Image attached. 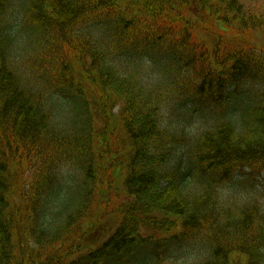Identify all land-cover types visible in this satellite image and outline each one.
<instances>
[{
	"label": "trees",
	"instance_id": "16d2710c",
	"mask_svg": "<svg viewBox=\"0 0 264 264\" xmlns=\"http://www.w3.org/2000/svg\"><path fill=\"white\" fill-rule=\"evenodd\" d=\"M193 2L218 15L213 51L192 36ZM261 31L264 12L238 0H0V264H164L191 241L203 264H264V205L233 216L215 199L247 170L264 189V55L250 41ZM34 41L50 44L42 89L14 71ZM139 58L172 70L176 96L121 67ZM65 104L71 118L57 121ZM163 108L169 127L182 116L206 130L162 129Z\"/></svg>",
	"mask_w": 264,
	"mask_h": 264
},
{
	"label": "rangeland",
	"instance_id": "374dc122",
	"mask_svg": "<svg viewBox=\"0 0 264 264\" xmlns=\"http://www.w3.org/2000/svg\"><path fill=\"white\" fill-rule=\"evenodd\" d=\"M238 1L243 5L244 9L246 10L248 9L252 12H264V0H238ZM193 4L197 6L198 3L196 4V2H193ZM187 18H189L190 22L194 25L193 36H194L195 41L204 43L207 48L213 51L216 40H217V34H221V33H219L217 30L219 28L218 25L215 24V26L213 27L211 26L212 23H210V20L218 19V15H214L213 13H210L209 15H207L198 6L196 8L194 5H192L190 10L189 9L187 10ZM225 34L226 36L230 38L229 43L231 46H235L241 40V38L238 35H236V31L234 30L233 31L227 30L225 31ZM250 41L253 43L254 46H256L257 51H259L261 54L264 55V32L261 31V32L254 33L253 35H251ZM49 47H50V44L48 42L46 44V47L43 48L41 47L39 43L34 41L32 43V50L29 53H27L26 55L24 54L23 58L20 60H14V61H17V63H14V71H16L17 73L25 72L27 79H29L32 83V87L36 86L37 89H42L46 83L45 81L46 78L44 80V77L42 78L40 75L41 70L45 71V75H50V73L52 72V64H51V60H49L50 58ZM24 49L28 50V48L26 47ZM149 59L150 58H146L142 62L138 61V63L134 65H128L124 68L127 72H130V71L140 72L138 76L141 77V79L145 80L147 83H149L151 86V89H158L160 91H163V89H167L170 92H172L174 96H176V90L171 87L172 80H170L169 78L170 75L172 74L171 69L163 73L162 72L153 73V75L155 74V76L152 75L150 79H147V76H149V74H152L153 72L152 71L153 69L149 66V61H148ZM47 90L48 89H44V93H47ZM49 99H51V97H49ZM51 101L53 103L56 102V101H53L52 99ZM68 109H69V104H65V106L63 105V106H60L54 109L53 112H55L56 114H59L60 112H62V117L65 119V122H68L69 119L71 118V115L67 112ZM117 110H118V107H116L113 110V114L116 115L118 112ZM60 116L61 115L57 117L56 119L57 121H59ZM187 123L188 122H181L180 125L187 124ZM202 125L204 126L205 124H202ZM98 126L100 127L103 126L102 118H98ZM115 127H116V131L119 134L120 138H124V133L120 125V122L118 120H116L115 122ZM116 143L119 144L120 142L117 141ZM126 147L127 146H125V148ZM101 165L103 166L105 164H101ZM24 168L25 169L27 168L26 164H24ZM31 177H32L31 171L26 170L22 177L23 184H26L27 180L30 179ZM241 181L242 180H238L236 182L241 188L252 189L251 186L249 185L243 186L240 183ZM115 186L118 188L122 186L120 176L115 179ZM18 187L19 186L17 185L16 188ZM256 191L259 192L261 196H264V189L260 185L256 188ZM13 196L16 198L17 194L15 193V195ZM257 203L260 206L264 205V204H261L260 201L258 200H257ZM111 204L112 205L117 204V200H112ZM235 209H236V206L231 205L225 208L226 210L225 213L229 212V213H232L233 216H235L236 215Z\"/></svg>",
	"mask_w": 264,
	"mask_h": 264
},
{
	"label": "clouds",
	"instance_id": "9594fccd",
	"mask_svg": "<svg viewBox=\"0 0 264 264\" xmlns=\"http://www.w3.org/2000/svg\"><path fill=\"white\" fill-rule=\"evenodd\" d=\"M162 114L166 117V119L161 121L160 127L162 129H168L169 131L182 130L183 134L190 140H195L206 130L198 119L191 123L169 127L167 120L169 111L167 108L162 109ZM236 133L237 136L243 135L244 129L237 126ZM238 179V176L234 177L233 181H225V183L216 187L215 199L218 208L223 209L231 205L243 206L251 203L253 200H258L261 204H264V196H261L257 191L241 188L234 182ZM206 256L207 251L197 241H191L174 258L167 259L164 264H203Z\"/></svg>",
	"mask_w": 264,
	"mask_h": 264
}]
</instances>
